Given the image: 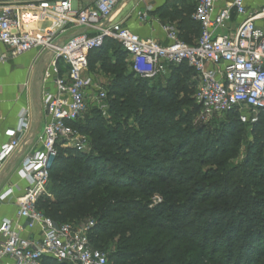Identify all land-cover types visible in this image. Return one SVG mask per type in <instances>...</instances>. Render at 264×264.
Returning a JSON list of instances; mask_svg holds the SVG:
<instances>
[{"label": "trees", "instance_id": "trees-1", "mask_svg": "<svg viewBox=\"0 0 264 264\" xmlns=\"http://www.w3.org/2000/svg\"><path fill=\"white\" fill-rule=\"evenodd\" d=\"M192 14L188 7L172 15L188 44L200 35ZM93 58L110 77L109 117L95 109L73 125L91 137L94 150L58 147L51 197L43 196L38 209L58 224L94 220L91 246H113L109 264H264V157L250 154L239 170L223 155L205 154L203 130L190 127L199 110L193 97L184 101L193 113L180 116L173 108L182 104L178 93L195 94L193 70L170 68L166 88L157 91L149 85L160 78L136 76L117 42L92 51L89 68ZM225 117L231 142L243 123L237 112ZM257 117L254 129L261 131L264 112ZM155 195L162 202L152 206ZM42 264L64 263L44 258Z\"/></svg>", "mask_w": 264, "mask_h": 264}, {"label": "built area", "instance_id": "built-area-1", "mask_svg": "<svg viewBox=\"0 0 264 264\" xmlns=\"http://www.w3.org/2000/svg\"><path fill=\"white\" fill-rule=\"evenodd\" d=\"M123 1L96 0L80 11L69 0L0 2V62L32 51L51 58L43 73L41 99L48 122L37 136V150L21 164L20 174L28 187L15 198L16 219L0 223V264H42L44 258L64 264H109L108 254L91 246L94 220L58 224L37 207L43 196L51 197L50 170L58 147L89 153L88 139L73 125L86 119L91 104L107 113L106 88L89 74L90 53L107 40L128 53L132 72L142 79L166 77L173 67L192 69L200 125H211L231 112L247 124L264 112V29L258 25L264 22V7L251 12L247 0L222 5L219 0H196L192 14L200 26L196 42L186 43L167 25L163 28L167 44L161 45L113 20ZM76 27L92 34L62 39ZM9 135L12 141L0 150V166L34 138L27 110ZM13 195L10 187L0 195V202ZM161 202L155 195L152 206Z\"/></svg>", "mask_w": 264, "mask_h": 264}, {"label": "crops", "instance_id": "crops-1", "mask_svg": "<svg viewBox=\"0 0 264 264\" xmlns=\"http://www.w3.org/2000/svg\"><path fill=\"white\" fill-rule=\"evenodd\" d=\"M39 2L45 0H19V2ZM74 10L80 11L92 7L96 0H69ZM125 0L114 10L113 20L122 22L125 27L145 39H153L161 45L167 44L163 28L167 25L174 27L178 34L181 31L180 21L173 20L176 12H184V8H195L196 0ZM229 0H219L224 4ZM247 7L251 12L264 7V0H247ZM195 10V9H194ZM240 19H237L239 21ZM263 27L264 22H258ZM88 33L83 28L69 29L63 40L71 36ZM197 38L193 41L196 42ZM50 56H39L32 51L24 56L0 62V150L12 141L9 131L17 128L23 111L29 112V118L34 138L15 152L0 166V195L8 188H14L13 198L0 202V223L4 219L15 220L17 206L15 198L23 195L28 182L22 178L20 168L26 156L37 150L36 139L48 122L47 114L42 106L41 99L44 91L43 73ZM54 91L53 85L49 86ZM24 224V221H21Z\"/></svg>", "mask_w": 264, "mask_h": 264}, {"label": "rangeland", "instance_id": "rangeland-1", "mask_svg": "<svg viewBox=\"0 0 264 264\" xmlns=\"http://www.w3.org/2000/svg\"><path fill=\"white\" fill-rule=\"evenodd\" d=\"M19 2V0H17ZM192 8V13H193ZM101 59V58H100ZM98 59H91L90 60V68H89V74L99 83L104 84L105 88H108L110 85V77L106 75V73L101 70V64L97 62ZM167 77H162L160 79H156L151 82L149 85V89L155 88L157 91H161L163 88H166L167 86ZM196 93V92H195ZM190 96L193 97L194 95L186 94V93H178L177 94V100H183L182 104H176L173 106L175 108V111H178L180 113V116H183L187 113L191 114L193 113V106L192 105H186L184 103L185 99ZM195 102V99H194ZM91 104V102H90ZM196 104V102H195ZM197 105V104H196ZM107 113L103 115V117L108 118L109 117V109L110 106L108 102L105 103ZM95 109H98L95 104H91L89 108V112L87 114V117L92 114V111ZM197 114H194L190 117V127L192 128V131L197 130H203V137L205 138V154H208V157H218L219 155H223L225 158H228V166L230 168H237L241 169L242 165L247 161L248 156L252 154L253 156H260L262 155L264 157V124H263V131L255 130L254 127L257 123V116H252L250 118L249 123L243 124L239 127V131H237L236 135L233 136L231 139V142H228L227 139H225V130L223 131L226 124L222 125V122H225L227 120L226 117H223L221 120L216 121L214 124L210 125H200L197 122ZM182 118V117H177ZM89 141V153L92 152L93 146L91 145V137L87 134H83ZM225 139V140H224ZM259 140V142H258ZM200 142H203L202 139H200ZM196 143H192V146L194 147ZM192 151V150H191ZM85 153V154H89ZM190 153V151H189ZM193 153L195 155H198L201 153V149H194ZM230 158V159H229ZM212 163H207V168L211 167ZM254 164V163H252ZM178 168V167H177ZM206 168V167H205ZM184 174V171H175L173 174ZM180 189L181 187H176ZM84 222V221H83ZM113 246H105L102 247L103 252L106 254H110V251H112Z\"/></svg>", "mask_w": 264, "mask_h": 264}, {"label": "water", "instance_id": "water-1", "mask_svg": "<svg viewBox=\"0 0 264 264\" xmlns=\"http://www.w3.org/2000/svg\"><path fill=\"white\" fill-rule=\"evenodd\" d=\"M11 1H14V0H0V2H11Z\"/></svg>", "mask_w": 264, "mask_h": 264}]
</instances>
